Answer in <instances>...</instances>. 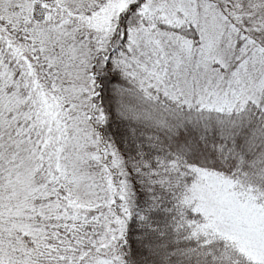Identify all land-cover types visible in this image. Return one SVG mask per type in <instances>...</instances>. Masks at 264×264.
<instances>
[{
	"label": "snow or ice",
	"instance_id": "1",
	"mask_svg": "<svg viewBox=\"0 0 264 264\" xmlns=\"http://www.w3.org/2000/svg\"><path fill=\"white\" fill-rule=\"evenodd\" d=\"M0 264H264V0H0Z\"/></svg>",
	"mask_w": 264,
	"mask_h": 264
}]
</instances>
